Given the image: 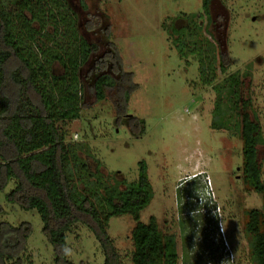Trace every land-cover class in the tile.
<instances>
[{"label": "rangeland", "instance_id": "rangeland-1", "mask_svg": "<svg viewBox=\"0 0 264 264\" xmlns=\"http://www.w3.org/2000/svg\"><path fill=\"white\" fill-rule=\"evenodd\" d=\"M67 1L78 15L79 31L99 50L81 68L86 107L78 119L63 125L65 141L88 145L91 156L81 155L107 186L136 180L140 162L145 164L152 198L139 219L147 223L154 216L159 227L174 236L177 264H250L243 212L261 208L262 195L243 188L242 141L236 122L243 111L241 100L246 99L250 117L261 127L257 158L264 181V0H210L209 22L202 16V0ZM191 14L204 27L202 36L215 45V55L223 54L227 64L222 71L220 59L212 62L214 70L208 69L206 75L211 78L213 73L209 84L201 83L194 57L188 55L186 61L174 45L173 28L185 26ZM88 20L95 24L91 31L86 28ZM110 41L134 85L123 105L126 115L119 118L114 104L122 96L119 86L106 90L102 101L89 90L102 73L95 72L93 64L109 50ZM236 80L241 81L236 86L237 106L236 93L229 92ZM132 117L143 120L141 135L134 134ZM12 187L10 181L0 190L4 211L0 221L15 226L27 222L31 227L27 255L19 257L20 264H54L36 210L6 201ZM133 225L129 215L108 220L107 232L123 264H130ZM66 246L71 264L103 263L97 240L80 223L67 233Z\"/></svg>", "mask_w": 264, "mask_h": 264}, {"label": "trees", "instance_id": "trees-1", "mask_svg": "<svg viewBox=\"0 0 264 264\" xmlns=\"http://www.w3.org/2000/svg\"><path fill=\"white\" fill-rule=\"evenodd\" d=\"M209 6L210 0H202V16L208 22ZM196 20L191 14L185 26L173 28L174 45L181 58L194 57L201 83L209 84L213 73L211 78L206 75L208 69L214 70L212 62L220 59L222 71L227 64L223 54L220 58L215 55V45L202 36L204 27ZM86 24L88 31L95 26L90 20ZM109 47L93 64V70L102 73L89 90L96 101H102L106 90L119 86L122 96L114 103L119 118L126 115L123 105L134 85L131 73L120 65L116 45L110 41ZM98 50V44L89 42L79 31L78 15L67 0H0V190L13 181L6 201L39 214L54 264H71L66 236L77 223L94 235L103 254L102 264H123L107 232L109 218L119 215H129L134 221L129 233L133 245L130 264H177L174 236L165 233L154 216L147 223L139 219V212L152 198L145 164L140 162L136 180H117L118 184L107 186L81 155L91 156L88 145L65 141L63 125L78 119L86 107L81 68ZM234 83L229 88L233 94L241 81ZM219 96L221 99L222 92ZM241 102L243 111L236 122L242 141L241 180L245 190L262 195L261 208L244 210L242 231L247 261L264 264V181L257 158L261 127L250 117L246 99ZM129 119L134 134L141 135L143 120ZM3 212L0 206V214ZM30 233L27 222L15 226L0 221V264H20L19 257L27 255L25 244Z\"/></svg>", "mask_w": 264, "mask_h": 264}, {"label": "clouds", "instance_id": "clouds-1", "mask_svg": "<svg viewBox=\"0 0 264 264\" xmlns=\"http://www.w3.org/2000/svg\"><path fill=\"white\" fill-rule=\"evenodd\" d=\"M207 195H209V194H207ZM212 205H213V204H212ZM207 210H209V209H207ZM214 211H215V208L210 209V213H212V212H214ZM212 216L215 217V214H213Z\"/></svg>", "mask_w": 264, "mask_h": 264}]
</instances>
